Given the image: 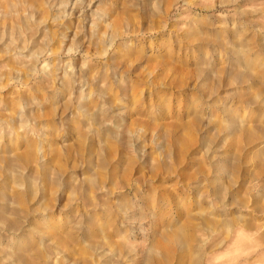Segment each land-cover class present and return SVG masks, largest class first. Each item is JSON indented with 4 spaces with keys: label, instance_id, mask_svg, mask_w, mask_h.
I'll list each match as a JSON object with an SVG mask.
<instances>
[{
    "label": "rangeland",
    "instance_id": "rangeland-1",
    "mask_svg": "<svg viewBox=\"0 0 264 264\" xmlns=\"http://www.w3.org/2000/svg\"><path fill=\"white\" fill-rule=\"evenodd\" d=\"M0 264H264V0H0Z\"/></svg>",
    "mask_w": 264,
    "mask_h": 264
},
{
    "label": "bare ground",
    "instance_id": "bare-ground-1",
    "mask_svg": "<svg viewBox=\"0 0 264 264\" xmlns=\"http://www.w3.org/2000/svg\"><path fill=\"white\" fill-rule=\"evenodd\" d=\"M9 229H17L15 226H10Z\"/></svg>",
    "mask_w": 264,
    "mask_h": 264
}]
</instances>
